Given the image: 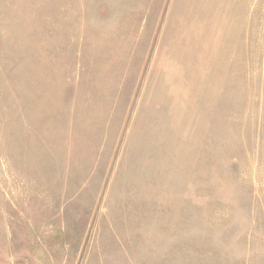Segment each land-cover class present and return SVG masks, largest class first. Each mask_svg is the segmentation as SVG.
I'll return each mask as SVG.
<instances>
[{"label": "rangeland", "instance_id": "rangeland-1", "mask_svg": "<svg viewBox=\"0 0 264 264\" xmlns=\"http://www.w3.org/2000/svg\"><path fill=\"white\" fill-rule=\"evenodd\" d=\"M0 264H264V0H0Z\"/></svg>", "mask_w": 264, "mask_h": 264}]
</instances>
